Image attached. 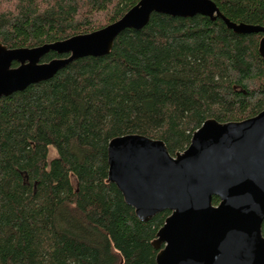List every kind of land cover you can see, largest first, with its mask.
Wrapping results in <instances>:
<instances>
[{
	"label": "trees",
	"instance_id": "1",
	"mask_svg": "<svg viewBox=\"0 0 264 264\" xmlns=\"http://www.w3.org/2000/svg\"><path fill=\"white\" fill-rule=\"evenodd\" d=\"M139 1L0 0V43L36 47L90 33ZM213 1L233 22L264 26V0ZM263 35L201 14L153 13L109 54L0 98V264H157L152 242L171 211L139 219L108 179L109 142L142 134L176 155L206 120L260 113Z\"/></svg>",
	"mask_w": 264,
	"mask_h": 264
},
{
	"label": "water",
	"instance_id": "2",
	"mask_svg": "<svg viewBox=\"0 0 264 264\" xmlns=\"http://www.w3.org/2000/svg\"><path fill=\"white\" fill-rule=\"evenodd\" d=\"M153 13L201 14L222 19L236 33H264V26L231 21L213 0H140L90 33L36 47L0 43V98L50 79L74 60L109 54L121 32L144 28ZM51 51L67 56L42 61ZM259 53L264 59V35ZM108 163L109 181L140 220L171 211L152 242L157 264H264V110L241 121L206 120L176 155L162 139L115 137Z\"/></svg>",
	"mask_w": 264,
	"mask_h": 264
},
{
	"label": "rangeland",
	"instance_id": "3",
	"mask_svg": "<svg viewBox=\"0 0 264 264\" xmlns=\"http://www.w3.org/2000/svg\"><path fill=\"white\" fill-rule=\"evenodd\" d=\"M57 155V151L54 147H50V153H49V157L53 158Z\"/></svg>",
	"mask_w": 264,
	"mask_h": 264
}]
</instances>
